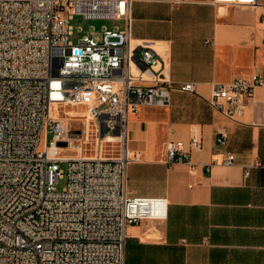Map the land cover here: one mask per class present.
Listing matches in <instances>:
<instances>
[{
    "label": "built area",
    "instance_id": "2783aa9c",
    "mask_svg": "<svg viewBox=\"0 0 264 264\" xmlns=\"http://www.w3.org/2000/svg\"><path fill=\"white\" fill-rule=\"evenodd\" d=\"M129 2L0 0V264H123L125 226L165 215L164 197L126 188V164L138 156L128 147L127 114L138 104L164 105L170 89L192 91L193 83L168 79L166 43L156 49L130 37ZM73 15L122 22L73 30ZM256 86H264V64L246 77L211 82L207 101L227 116L239 114ZM96 102L105 106L97 109ZM65 106H84L96 118L97 151L61 152L73 148L70 123L59 114ZM113 139L114 152L101 150ZM223 141L222 133L214 138ZM200 146L192 129L188 147ZM233 158L226 151L218 162L230 165ZM61 161L66 182L57 189ZM162 161L187 162L189 153L169 138Z\"/></svg>",
    "mask_w": 264,
    "mask_h": 264
},
{
    "label": "crops",
    "instance_id": "0c3cea01",
    "mask_svg": "<svg viewBox=\"0 0 264 264\" xmlns=\"http://www.w3.org/2000/svg\"><path fill=\"white\" fill-rule=\"evenodd\" d=\"M262 11L264 0H130V37L166 43L168 79L192 81L193 90L170 89L164 105L138 104L127 114L128 147L138 156L128 162L136 169H125L126 188L164 197L166 207L162 218L125 226L123 264H264V86L232 116L207 101L211 82L264 64ZM192 129L199 149L188 147ZM219 133L224 141L215 144ZM169 138L182 142L189 161H162ZM226 151L230 165L218 162Z\"/></svg>",
    "mask_w": 264,
    "mask_h": 264
},
{
    "label": "rangeland",
    "instance_id": "374dc122",
    "mask_svg": "<svg viewBox=\"0 0 264 264\" xmlns=\"http://www.w3.org/2000/svg\"><path fill=\"white\" fill-rule=\"evenodd\" d=\"M69 22L73 27V30L77 27L86 28L88 25L92 24L96 28H98L101 24H106L108 26L112 24L121 25V19H106V18H83L81 15H73ZM71 40H75V36H70ZM157 49L161 46L154 45ZM119 83H116L115 87H118ZM95 106L97 109H101L105 106L102 102H96ZM59 114L61 117L70 123L71 127V134H73V139L71 140V147L72 150L68 148H63L61 152L68 153V152H76V148L80 149L83 153H92L93 151H97L99 144L97 139L95 138L96 135V125L94 122L96 118H91L88 114L86 108L84 106H65L64 108H59ZM102 131V130H101ZM84 132H86V137H83ZM81 133L82 135H79ZM118 147V142L113 139L106 142H103L101 145V150L105 151V153H109L111 151H115ZM59 167L61 168L62 175L57 179L56 188L59 189L62 187L66 182V162L61 161L59 163ZM137 167L136 163H127L126 169L127 171H134Z\"/></svg>",
    "mask_w": 264,
    "mask_h": 264
},
{
    "label": "bare ground",
    "instance_id": "6f19581e",
    "mask_svg": "<svg viewBox=\"0 0 264 264\" xmlns=\"http://www.w3.org/2000/svg\"><path fill=\"white\" fill-rule=\"evenodd\" d=\"M87 110V109H86ZM89 114V113H88ZM73 138H69V145L71 146V140H72Z\"/></svg>",
    "mask_w": 264,
    "mask_h": 264
}]
</instances>
